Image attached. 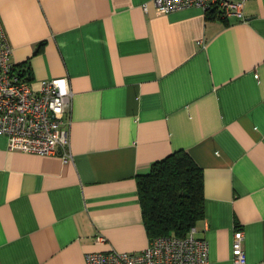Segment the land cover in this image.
<instances>
[{
	"label": "crops",
	"instance_id": "1",
	"mask_svg": "<svg viewBox=\"0 0 264 264\" xmlns=\"http://www.w3.org/2000/svg\"><path fill=\"white\" fill-rule=\"evenodd\" d=\"M0 17L32 88L67 78L73 91L68 158L0 135V264L143 251L138 178L179 150L203 171L208 264H232L237 229L264 264V0L241 20L159 14L154 0H0Z\"/></svg>",
	"mask_w": 264,
	"mask_h": 264
},
{
	"label": "built area",
	"instance_id": "2",
	"mask_svg": "<svg viewBox=\"0 0 264 264\" xmlns=\"http://www.w3.org/2000/svg\"><path fill=\"white\" fill-rule=\"evenodd\" d=\"M159 14H168L192 7L212 12L217 17L244 19L247 0H154ZM73 91L67 78L44 80L34 90L12 60V48L7 40L0 17V135L8 138L10 151L54 155L63 149L68 158L69 136L65 129L70 113ZM192 228L188 236H165L154 239L138 253L111 250L90 253L87 264H208L209 244L195 236ZM96 241L104 242L101 235ZM232 264H249L245 249V233L237 229L233 234Z\"/></svg>",
	"mask_w": 264,
	"mask_h": 264
},
{
	"label": "trees",
	"instance_id": "3",
	"mask_svg": "<svg viewBox=\"0 0 264 264\" xmlns=\"http://www.w3.org/2000/svg\"><path fill=\"white\" fill-rule=\"evenodd\" d=\"M20 72L26 78V72ZM203 190L202 168L183 150L154 163L149 174L140 176V205L151 241L188 236L205 217Z\"/></svg>",
	"mask_w": 264,
	"mask_h": 264
}]
</instances>
